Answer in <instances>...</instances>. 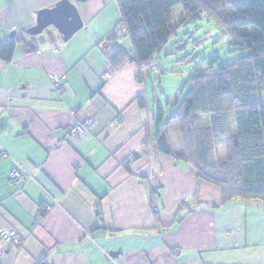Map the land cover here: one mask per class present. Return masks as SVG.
<instances>
[{
  "label": "crops",
  "instance_id": "crops-1",
  "mask_svg": "<svg viewBox=\"0 0 264 264\" xmlns=\"http://www.w3.org/2000/svg\"><path fill=\"white\" fill-rule=\"evenodd\" d=\"M57 1L0 0V41L15 39L0 57V226L21 239L0 240V264H264V200L225 201L206 180L196 199L195 167L155 146L147 72L107 75L117 2L71 0L83 27L67 41L28 35ZM86 118V137L66 132Z\"/></svg>",
  "mask_w": 264,
  "mask_h": 264
},
{
  "label": "trees",
  "instance_id": "trees-1",
  "mask_svg": "<svg viewBox=\"0 0 264 264\" xmlns=\"http://www.w3.org/2000/svg\"><path fill=\"white\" fill-rule=\"evenodd\" d=\"M115 1L120 19L106 42L115 69L134 61L140 75L159 71L156 54L175 32L171 9L177 4L184 11L180 23L203 15L213 18L244 51L216 69L213 62L198 66L183 102L165 120L155 97L153 114L157 107L159 117L155 146L195 167L196 199L200 181L206 180L221 186L225 201L264 200V0ZM120 38H128L130 46ZM14 45L15 39L0 41V57L10 59ZM166 97L170 103L174 95ZM215 138L224 143L223 159L211 155Z\"/></svg>",
  "mask_w": 264,
  "mask_h": 264
},
{
  "label": "rangeland",
  "instance_id": "rangeland-1",
  "mask_svg": "<svg viewBox=\"0 0 264 264\" xmlns=\"http://www.w3.org/2000/svg\"><path fill=\"white\" fill-rule=\"evenodd\" d=\"M218 1V4L225 2V0ZM183 13L180 4L172 7L171 25L175 28V32L156 54L159 71L153 69L145 74L149 106L152 108L156 97L163 109V120L168 118L170 111L183 102L189 89L190 77L197 74L198 66L208 67L213 62L212 67L216 69L225 61H231L244 53L233 45L229 32L215 19L203 15L186 23H180ZM124 39L128 44L129 39ZM171 94L174 98L169 103L166 96ZM158 119L156 107L155 129ZM214 146L219 151L218 154H214L216 156L214 158H225L224 143L215 140Z\"/></svg>",
  "mask_w": 264,
  "mask_h": 264
},
{
  "label": "water",
  "instance_id": "water-1",
  "mask_svg": "<svg viewBox=\"0 0 264 264\" xmlns=\"http://www.w3.org/2000/svg\"><path fill=\"white\" fill-rule=\"evenodd\" d=\"M50 26L59 32L63 41L83 27L81 16L71 0H58L53 6L38 10L35 24L25 31L28 35H36ZM10 36H14V32Z\"/></svg>",
  "mask_w": 264,
  "mask_h": 264
},
{
  "label": "built area",
  "instance_id": "built-area-1",
  "mask_svg": "<svg viewBox=\"0 0 264 264\" xmlns=\"http://www.w3.org/2000/svg\"><path fill=\"white\" fill-rule=\"evenodd\" d=\"M151 60L150 62H152ZM107 75H111L114 72V68L112 65L107 66ZM50 78L54 84H56L59 80V77L51 74ZM63 86L58 89L59 92L63 91ZM91 124V119L86 118L83 122H78L74 125H71L67 128L66 132L73 136L76 140H81L84 137H86L89 133L88 126ZM9 177L11 181H16V180H22L23 175L20 174L16 169H12L9 172ZM0 240L2 242H8L12 243L15 246H18L21 242V239L19 238L17 231L12 228H6L4 226H0Z\"/></svg>",
  "mask_w": 264,
  "mask_h": 264
}]
</instances>
